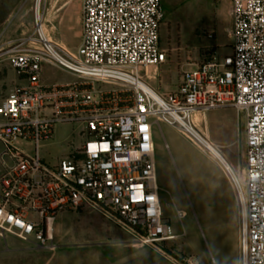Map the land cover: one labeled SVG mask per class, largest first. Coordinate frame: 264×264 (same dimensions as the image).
<instances>
[{"label": "built area", "instance_id": "obj_1", "mask_svg": "<svg viewBox=\"0 0 264 264\" xmlns=\"http://www.w3.org/2000/svg\"><path fill=\"white\" fill-rule=\"evenodd\" d=\"M231 4L232 54L190 64L166 94L147 82L167 58L162 0H82L75 50L53 41L39 15L31 36L0 40V64L25 81L0 104L1 238L55 251L58 215L83 210L111 219L140 247L178 239L158 181L155 128L166 124L232 187L240 264H264V0ZM44 65L75 81L44 84ZM224 108L246 118L244 167H233L207 132V113ZM60 125L81 126L84 140L51 161L43 148ZM185 215L177 211L180 220ZM187 262L197 264L194 257Z\"/></svg>", "mask_w": 264, "mask_h": 264}, {"label": "rangeland", "instance_id": "obj_2", "mask_svg": "<svg viewBox=\"0 0 264 264\" xmlns=\"http://www.w3.org/2000/svg\"><path fill=\"white\" fill-rule=\"evenodd\" d=\"M37 1L0 0V40L18 41L32 35ZM60 1L49 15L47 7L54 5V0H41L39 16L54 40L78 46L82 0ZM67 1L72 2L69 10H58ZM162 4L165 20L161 43L167 58L155 77V68L150 69L152 78L147 82L166 94L178 88L190 64L232 54V4L231 0H162ZM43 80L47 84H62L75 78L44 65ZM13 83H17L15 72L7 63L0 64V104ZM206 119L207 132L214 142L224 146L230 164L244 167V114L224 108L208 112ZM81 129L79 125L57 126L52 139L44 144L43 155L51 161L67 155L72 145L82 144ZM155 143L161 201L178 239L140 247L111 219L94 211L71 210L57 217V250L42 251L7 234L6 240L0 237V251H25L0 254V264H189L190 257L197 264H240V214L232 187L222 171L169 125L155 128ZM177 211L186 213L183 220L178 218Z\"/></svg>", "mask_w": 264, "mask_h": 264}, {"label": "crops", "instance_id": "obj_3", "mask_svg": "<svg viewBox=\"0 0 264 264\" xmlns=\"http://www.w3.org/2000/svg\"><path fill=\"white\" fill-rule=\"evenodd\" d=\"M72 2H70V1H67V2H65L60 8H58V10H66V11H68L69 10V8H67L68 7V5H70ZM54 5H52L51 6V3H50V7H47V10H48V12H49V15L51 14V13H53V10L56 8V6L58 7V5L59 4H61V1L60 0H54V3H53ZM67 8V9H66ZM67 14V12H65V13H63V15H66ZM79 23H80V26H81V31H80V41H81V37H82V15H81V17H80V19H79ZM49 35H50V37H51V39L53 40V41H55V42H57V43H59L60 45H62L63 47H65V48H68V49H70V50H75V49H77L78 48V46L80 45V43H79V45L78 46H76V44L75 43H65V42H61V41H58V40H54L53 39V37H52V35H51V33L49 32ZM67 75H69V76H71V77H73L72 75H70V74H68V73H66ZM17 77V76H16ZM75 81V80H74ZM73 81V82H74ZM43 82H44V84H46V85H52V84H47V83H45V81L43 80ZM69 83H72V82H69ZM69 83H62V84H69ZM14 84V86H17V85H24L25 84V81L23 80V79H20V78H18L17 77V83H13ZM12 90V89H11ZM10 90V91H11ZM10 91L8 92V94L10 93ZM7 94V95H8ZM6 95V96H7ZM5 96V97H6ZM3 99V98H2ZM25 250L24 249H14V250H3V251H0V254L2 255V254H7V253H23Z\"/></svg>", "mask_w": 264, "mask_h": 264}, {"label": "bare ground", "instance_id": "obj_4", "mask_svg": "<svg viewBox=\"0 0 264 264\" xmlns=\"http://www.w3.org/2000/svg\"><path fill=\"white\" fill-rule=\"evenodd\" d=\"M40 5H41V0H38L37 1V6H36V14H37V16L39 15Z\"/></svg>", "mask_w": 264, "mask_h": 264}, {"label": "snow or ice", "instance_id": "obj_5", "mask_svg": "<svg viewBox=\"0 0 264 264\" xmlns=\"http://www.w3.org/2000/svg\"><path fill=\"white\" fill-rule=\"evenodd\" d=\"M142 130H143V128H142ZM93 147H95V146H93ZM106 147V146H105Z\"/></svg>", "mask_w": 264, "mask_h": 264}]
</instances>
